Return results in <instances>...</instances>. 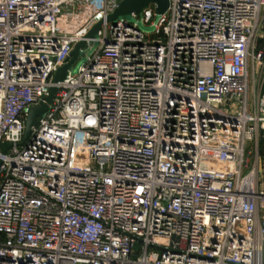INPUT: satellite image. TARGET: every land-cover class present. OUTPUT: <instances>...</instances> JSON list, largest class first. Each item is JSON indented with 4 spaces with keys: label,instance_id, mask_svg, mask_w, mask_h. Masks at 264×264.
Returning a JSON list of instances; mask_svg holds the SVG:
<instances>
[{
    "label": "built area",
    "instance_id": "obj_1",
    "mask_svg": "<svg viewBox=\"0 0 264 264\" xmlns=\"http://www.w3.org/2000/svg\"><path fill=\"white\" fill-rule=\"evenodd\" d=\"M121 1L0 0V264H264V0Z\"/></svg>",
    "mask_w": 264,
    "mask_h": 264
},
{
    "label": "water",
    "instance_id": "obj_2",
    "mask_svg": "<svg viewBox=\"0 0 264 264\" xmlns=\"http://www.w3.org/2000/svg\"><path fill=\"white\" fill-rule=\"evenodd\" d=\"M150 3H154L156 5L157 15L160 16L166 12L169 5V0H122L118 7L107 16L106 22L112 24L116 23L117 21L131 22L129 19L133 17V14L141 13V11ZM102 24V20L98 21L91 28L87 34V37H96ZM82 44L83 42L81 41L73 48L71 51V59L54 73L52 80L53 83L60 82L65 78L67 71L70 70L71 66L79 56ZM55 92L56 87H51L48 91V95L44 98V103L38 107H31L28 109L24 124L23 142L29 138L32 129L37 126L39 119L42 118L49 110V104H51ZM7 146L8 144H3L4 148Z\"/></svg>",
    "mask_w": 264,
    "mask_h": 264
},
{
    "label": "rangeland",
    "instance_id": "obj_3",
    "mask_svg": "<svg viewBox=\"0 0 264 264\" xmlns=\"http://www.w3.org/2000/svg\"><path fill=\"white\" fill-rule=\"evenodd\" d=\"M131 22H135L137 20V18L135 17H131L129 19ZM138 25L140 26V28L145 31V32H151L153 30V27L150 26V25H146L144 24L143 22L139 21L138 20ZM87 50L84 48V50H82L79 54V56L77 57L76 61L74 62V64L71 66L70 68V71L71 73L75 74L77 73V70L78 68L83 64V62L85 61V52ZM91 51V50H89ZM88 51V52H89ZM251 97V96H250ZM260 147L262 150H264V139L261 137L260 138ZM252 150H254V147H253V144L250 142V141H247L246 142V145H245V158L248 159V160H251L252 158Z\"/></svg>",
    "mask_w": 264,
    "mask_h": 264
}]
</instances>
